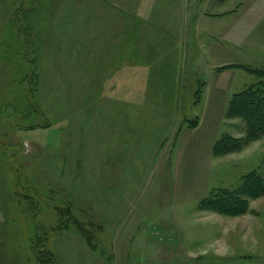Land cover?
I'll list each match as a JSON object with an SVG mask.
<instances>
[{"label": "rangeland", "instance_id": "374dc122", "mask_svg": "<svg viewBox=\"0 0 264 264\" xmlns=\"http://www.w3.org/2000/svg\"><path fill=\"white\" fill-rule=\"evenodd\" d=\"M16 1L0 0V264H28L20 226L57 227L62 207L103 231L95 250L73 227L52 232L60 264H264V197L237 217L200 209L212 190L264 171V140L214 155L223 136L246 132L227 110L258 81L248 69L264 68V0H43L30 121L13 108L29 89L27 71L16 79L23 56L4 46ZM17 168L41 207L7 233Z\"/></svg>", "mask_w": 264, "mask_h": 264}, {"label": "trees", "instance_id": "16d2710c", "mask_svg": "<svg viewBox=\"0 0 264 264\" xmlns=\"http://www.w3.org/2000/svg\"><path fill=\"white\" fill-rule=\"evenodd\" d=\"M21 1L17 0L11 9L10 21L13 38L5 43L4 46H7V53H17L19 57L23 56L22 60L19 59L17 61L15 70L18 72L17 76L20 75V77L27 71V75L21 81L27 83L29 89L25 92V97H23L25 101L20 104L21 111L15 107L13 108L22 121H30L35 115H40L35 95L39 88V57L45 41V28L44 24H42L45 12L43 0H33L30 3H28V0H23L24 4ZM38 26L40 29H37ZM3 59L7 60V58ZM248 70L250 74L257 77L258 81L234 94L227 110L228 118L241 119L245 123V135L239 138L230 135L223 136L214 146L215 156L237 153L253 142L264 140V68ZM18 78L19 76L16 77V79ZM199 93H201V90L198 91V95ZM20 112L24 114L20 115ZM198 123L199 119L197 117L194 121H191L189 127H196ZM36 127L38 126L31 124L28 128ZM20 171L18 168L15 173L13 170L10 171L13 176V187L10 189L11 193L9 192L6 196L7 233L11 230V222L18 221V215H21L24 219L23 223L28 224L29 221H35L40 212V196L32 188L28 178L19 179ZM25 181L27 189L23 187ZM26 190L28 194H22ZM12 196L15 198L14 203L19 208L16 209L15 207L16 219L12 218V213L10 212ZM262 197H264V171L261 169L253 170L242 177L241 184L237 189L212 190L208 197L201 201L200 209L223 216L237 217L249 212L251 200ZM58 212L60 222L63 218L67 219L66 222L62 221L61 225L51 228L38 224H29L34 230L32 235L27 232L24 224H20V230L24 234L23 238L29 242L30 257L28 258V264H60L58 256L50 249L49 235L52 232L60 233L68 230L70 227H73L92 249H96L93 232L103 231V227L100 224L89 217L87 220L88 225L85 226V222L83 223L78 218H74L75 216L72 212L64 210L63 207L58 208Z\"/></svg>", "mask_w": 264, "mask_h": 264}, {"label": "crops", "instance_id": "0c3cea01", "mask_svg": "<svg viewBox=\"0 0 264 264\" xmlns=\"http://www.w3.org/2000/svg\"><path fill=\"white\" fill-rule=\"evenodd\" d=\"M117 41V40H116ZM118 42V41H117ZM124 48L126 49L127 48V46H124ZM124 48H120L121 50L123 49L124 50ZM130 53H131V51H130ZM127 55V54H126ZM126 61H127V59H126Z\"/></svg>", "mask_w": 264, "mask_h": 264}]
</instances>
